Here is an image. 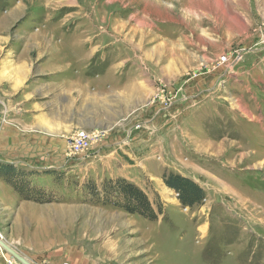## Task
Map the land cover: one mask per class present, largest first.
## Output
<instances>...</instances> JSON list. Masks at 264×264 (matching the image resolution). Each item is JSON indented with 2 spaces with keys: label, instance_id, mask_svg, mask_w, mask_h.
I'll list each match as a JSON object with an SVG mask.
<instances>
[{
  "label": "rangeland",
  "instance_id": "1",
  "mask_svg": "<svg viewBox=\"0 0 264 264\" xmlns=\"http://www.w3.org/2000/svg\"><path fill=\"white\" fill-rule=\"evenodd\" d=\"M67 2L0 0V126L18 120L25 99L34 98L33 86L49 81L37 76L36 68L53 57L37 54L61 46L74 48L70 65L81 63L90 77L106 76L114 90L126 77L152 75L153 103L161 111L188 114L181 122L186 146L172 150L176 159L160 161L167 171L150 176L140 159L126 155L110 167L99 159L103 132L75 155L68 148L78 130L65 133L59 166L9 164L52 172L33 181L50 188L45 190L57 199L53 204L67 206L68 213L54 222L57 228L32 225L29 235L0 224V239L33 264H49L47 252L64 247L71 255L63 264H264V0ZM39 32L48 47L26 52L29 72L20 87L11 73L25 55L18 34L38 48ZM202 81L203 86L192 87ZM13 83L19 86L15 91ZM169 173L198 182L203 202L181 206L163 185ZM118 179L161 205L157 221L97 204L83 188L86 182ZM0 257L3 264L13 259L1 248Z\"/></svg>",
  "mask_w": 264,
  "mask_h": 264
},
{
  "label": "crops",
  "instance_id": "2",
  "mask_svg": "<svg viewBox=\"0 0 264 264\" xmlns=\"http://www.w3.org/2000/svg\"><path fill=\"white\" fill-rule=\"evenodd\" d=\"M9 24L2 26V32ZM39 34L38 48L35 43L22 42L24 37L18 34L21 39L19 45L24 44L22 47L25 57L19 56V68H15L11 73L17 77L16 80L20 79V87L29 72L28 65L23 63L26 62V52L45 50L48 47L49 43L44 42V35L40 32ZM32 35L30 41L37 37L36 33ZM47 49L37 55L48 54L52 55L53 59L38 66L36 71L39 74L37 76L49 81L33 86L34 98L25 99L24 106L19 108L18 120L0 126V160L30 168H54L59 166L61 160L63 135L70 132L72 134L75 130H85L105 134L103 148L98 151L97 156L109 167L112 164H120V159L127 155L131 159H140V165L148 167L147 173L150 176L167 171L165 162L162 166L160 161L163 162L165 157L171 160L170 156L176 159L177 156L172 150L182 151V147L186 146V141L181 135V122L188 118V114L179 115V111L171 109L161 111L158 103H153L157 88L154 77H126L124 83L114 90L107 85L106 76L90 77L84 72L86 66L81 63L75 66L69 64V58L76 55L74 48L51 46ZM60 52H64L66 63L60 57ZM203 85L204 81L192 87ZM19 86L14 84L13 91ZM170 119L176 121H173L175 130L170 128ZM127 137L129 142L124 144L123 139ZM2 184L0 181V224L5 223L7 227L17 228L20 233L31 234L32 225L37 228L40 225L57 228V223L55 225L54 222L69 211V208L62 204L38 205L20 201L16 193ZM46 232L52 233L50 229H46ZM43 240L50 241L51 238L45 237ZM58 250L47 252L49 264H63L70 259L71 253L67 247ZM45 251V248L42 249V253ZM27 258L26 260L33 264ZM1 260L0 257V264H3ZM73 263L74 261L71 262Z\"/></svg>",
  "mask_w": 264,
  "mask_h": 264
},
{
  "label": "trees",
  "instance_id": "3",
  "mask_svg": "<svg viewBox=\"0 0 264 264\" xmlns=\"http://www.w3.org/2000/svg\"><path fill=\"white\" fill-rule=\"evenodd\" d=\"M48 171L25 170L23 167L0 163V180L10 187L20 201L38 205L57 202V199L41 187L33 178L49 175ZM164 187L177 196L178 202L185 208L200 205L205 199L203 187L192 179L177 174H164ZM85 185V186H84ZM83 185L85 192L95 198V203L120 209L129 215L138 216L148 222H155L162 215V207L152 203L143 191L135 185L122 180L103 181L99 185L87 183ZM92 198V199H93Z\"/></svg>",
  "mask_w": 264,
  "mask_h": 264
},
{
  "label": "built area",
  "instance_id": "4",
  "mask_svg": "<svg viewBox=\"0 0 264 264\" xmlns=\"http://www.w3.org/2000/svg\"><path fill=\"white\" fill-rule=\"evenodd\" d=\"M221 61L223 62L225 61V59L222 58ZM101 137L102 134L99 132L90 133L84 130H78L73 134V136L69 141V148H68L69 153L75 155L85 152L92 146V144L99 141ZM6 264H18V263L13 259L8 258V260H6Z\"/></svg>",
  "mask_w": 264,
  "mask_h": 264
},
{
  "label": "water",
  "instance_id": "5",
  "mask_svg": "<svg viewBox=\"0 0 264 264\" xmlns=\"http://www.w3.org/2000/svg\"><path fill=\"white\" fill-rule=\"evenodd\" d=\"M0 248L5 253H7L10 257H12L16 262H18L19 264H30L25 258H23L22 256H20L16 251H14L12 248H10L1 239H0Z\"/></svg>",
  "mask_w": 264,
  "mask_h": 264
},
{
  "label": "bare ground",
  "instance_id": "6",
  "mask_svg": "<svg viewBox=\"0 0 264 264\" xmlns=\"http://www.w3.org/2000/svg\"><path fill=\"white\" fill-rule=\"evenodd\" d=\"M73 1H74V0H69V2H73ZM40 2H41V1H40ZM69 2H67V3H69ZM110 3H112V2H110ZM82 5H83V6L80 7L81 9L84 8V3H82ZM83 10H85V9H83ZM17 11H18V10H17ZM16 13H18V12H16ZM18 16H19V15H18ZM15 17H16V16H15ZM15 17H14V18H15ZM10 22H11V21H10ZM143 24H144V23H143ZM140 25H141V24H138V26H140ZM135 28H136V27H135ZM134 30H135V29H134ZM136 30H137V29H136ZM32 36H33V35H32ZM129 43H131V42H129Z\"/></svg>",
  "mask_w": 264,
  "mask_h": 264
}]
</instances>
